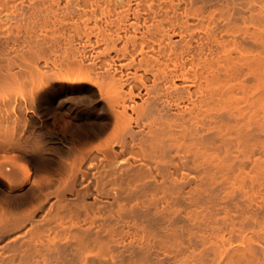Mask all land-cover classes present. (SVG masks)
I'll return each mask as SVG.
<instances>
[{
	"label": "bare ground",
	"instance_id": "bare-ground-1",
	"mask_svg": "<svg viewBox=\"0 0 264 264\" xmlns=\"http://www.w3.org/2000/svg\"><path fill=\"white\" fill-rule=\"evenodd\" d=\"M0 264H264V0H0Z\"/></svg>",
	"mask_w": 264,
	"mask_h": 264
},
{
	"label": "rangeland",
	"instance_id": "rangeland-1",
	"mask_svg": "<svg viewBox=\"0 0 264 264\" xmlns=\"http://www.w3.org/2000/svg\"><path fill=\"white\" fill-rule=\"evenodd\" d=\"M74 95V93H70L69 96L70 98H72ZM71 113H66L60 120H57L56 122L60 125V126H64L67 124L68 120L70 119L71 117Z\"/></svg>",
	"mask_w": 264,
	"mask_h": 264
}]
</instances>
